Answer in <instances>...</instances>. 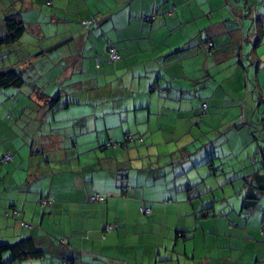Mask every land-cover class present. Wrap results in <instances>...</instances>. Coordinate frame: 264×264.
Here are the masks:
<instances>
[{"label": "crops", "instance_id": "crops-1", "mask_svg": "<svg viewBox=\"0 0 264 264\" xmlns=\"http://www.w3.org/2000/svg\"><path fill=\"white\" fill-rule=\"evenodd\" d=\"M13 14L25 30L0 45V68L25 83L0 87V243L32 237L44 254L9 264H264V203L242 217L264 185V0H0V38ZM214 111L231 115L192 158ZM231 132L258 139L253 162L225 166L238 204L191 178L225 169Z\"/></svg>", "mask_w": 264, "mask_h": 264}, {"label": "rangeland", "instance_id": "rangeland-1", "mask_svg": "<svg viewBox=\"0 0 264 264\" xmlns=\"http://www.w3.org/2000/svg\"><path fill=\"white\" fill-rule=\"evenodd\" d=\"M251 82H253V81H251ZM262 106L264 107V104ZM240 112L241 113L243 112V108H241ZM230 115H231L230 113L226 114V113L221 112V111L220 112L214 111L211 114H207V113H204V114L201 113L200 114V117H199L200 118V120H199L200 124L199 125L197 124L194 126V130L192 131V134L190 136V137H192L191 143H190V145L192 147L191 148V157L192 158H196L198 160L199 150L197 149V147H201V145L203 144L204 141L209 140V138H208L209 136H211V135L214 136L216 134V130L218 129V128H216V126L219 125V122L220 123L225 122L228 118L227 116H230ZM202 116L203 117L209 116L206 118V122H204V119L201 120ZM234 116H237L236 120L238 121L237 118H239V114H236ZM209 118H210V120H209ZM249 123H250V125H252L254 127L252 129H250L249 132L253 133V131H254L257 134L258 131H255L257 126H259L257 129L262 130L261 124L255 126L250 121H249ZM221 126L224 127L225 125H221ZM246 126H247V124H246ZM193 132H196L195 133L196 135H194ZM205 132H209V133H205ZM260 132H262V131H260ZM252 133H251L250 137L254 143L249 142L250 140L248 139L247 135H244V134L236 135V132H231L229 135L228 134L222 135L224 138L227 137L229 139V142L224 143L223 148L218 150L217 154H221L220 156H222V157H220V158L218 157L215 160H216L217 166L220 162H225L222 165V168H225L224 170L222 169V171H224L225 173L222 172L221 170H219L217 175H215L213 173L214 170L211 169V166L208 164L199 166V170H201L203 172L202 174H197L195 176H192L194 174V172H193L194 170L191 171V178L192 179L193 178H197V179L199 178L200 179L199 184H197L198 185V187H197L198 192L203 193L202 195H204V196H207V195L213 196L214 194L218 195L220 193L225 198V200L227 199L226 197H229V199L236 201L237 204L241 203V199H242L241 197L242 196H241V193L239 190L243 189V185H244L243 180H241V179L237 180L235 186H233L232 183H227L228 179L233 178L234 170L228 171L229 168L225 167V166L228 164L235 163V161L238 159L240 162L239 164L247 163L249 161L253 162V158L255 157V154L257 153L256 147H258V142H257L258 139L253 137ZM187 135H189V134H187ZM257 136L259 138H261L259 143L261 145H264V136L263 137H260L259 135H257ZM194 138H197V139L194 141L193 140ZM173 146L174 145H172V144L170 145V147H173ZM161 147H163L162 150H165V151L171 150L167 147L166 144L165 145L163 144V146L161 145ZM201 149L205 150L206 149L205 145ZM234 152H238L237 156H235ZM227 158H229V159L227 160ZM259 158H260V160H258V161L262 162V157L260 156V157H258V159ZM259 162H257V163H259ZM178 166H180V165H178ZM226 169H228V170L225 171ZM210 188H212L214 191H209ZM237 191H239V193H237ZM197 200H200V199H197ZM260 201H262L264 203V194L262 195ZM225 205H227L226 202H224V206ZM253 213H252V211L249 213L248 212L244 213L242 215V217H243V219L250 218L253 215ZM10 258H12V254L10 252H6L4 254V261L8 262V260Z\"/></svg>", "mask_w": 264, "mask_h": 264}, {"label": "trees", "instance_id": "trees-1", "mask_svg": "<svg viewBox=\"0 0 264 264\" xmlns=\"http://www.w3.org/2000/svg\"><path fill=\"white\" fill-rule=\"evenodd\" d=\"M5 21H6L7 33L4 37L0 38V45L15 41L25 30V25L23 21L19 17H17V15L14 14L7 15ZM260 31L261 30L257 31L258 35L253 48H255L260 42V37H261L259 35ZM204 45L207 47V49L211 50L214 47V42L209 38L207 39V42ZM24 83H25V79L18 69L13 67L0 68V87L20 88L24 85ZM239 119L240 120L244 119V112L239 113ZM242 124L246 125L247 123L245 124L242 123ZM238 126H241V124H238ZM125 141L126 140L124 139L122 142H120L121 146L125 148L129 147V144L128 145L124 144ZM114 143L118 144V142H110L109 144L113 145ZM2 160H4V157L2 158ZM260 173L261 172H257L256 174H260ZM255 185L256 183H252L248 187V190L245 193V197L243 200L244 213L247 212L249 213L252 210L258 208L261 194L264 192V185H259L256 188ZM41 200L43 203L44 199ZM45 200H47L48 203L49 202L53 203V200L50 199H45ZM206 212H209V208H206ZM6 252H10L12 254L11 261L24 260L29 258H40L44 254L43 250L37 247L35 240L32 237H25L13 243H7V242L0 243V264H9V261L8 262L4 261V254Z\"/></svg>", "mask_w": 264, "mask_h": 264}, {"label": "built area", "instance_id": "built-area-1", "mask_svg": "<svg viewBox=\"0 0 264 264\" xmlns=\"http://www.w3.org/2000/svg\"><path fill=\"white\" fill-rule=\"evenodd\" d=\"M147 18H149V19H152L153 18V16H148ZM98 20V18H96V17H92V18H90V19H87V20H84L83 21V24L84 25H86V26H89V25H91V24H93L94 22H96ZM211 44V43H210ZM209 44V45H210ZM109 55H110V59H112V60H117V59H119L120 57H121V55H120V53L117 51V49L116 48H114V47H111L110 49H109ZM97 61H99V57H97ZM206 106H207V103H204L203 104V107H204V109L206 108ZM125 142H124V144L125 145H128V142L129 141H131V140H134V138H133V136L132 135H126V138H125ZM139 141H142L143 140V138L142 137H139V139H138ZM113 145H116L115 143L113 144ZM14 159V154L13 153H7L5 156H4V160H6V161H10V160H13ZM91 198H92V200H94V201H98V200H103L104 199V197L102 196V195H100V194H94V195H92L91 196ZM43 203L44 204H47L48 202H47V200H43ZM142 211L143 212H145V213H149V212H151V208L150 207H148V206H143L142 207ZM114 227V225H108V229H112Z\"/></svg>", "mask_w": 264, "mask_h": 264}]
</instances>
